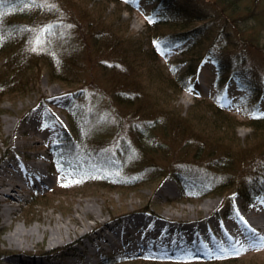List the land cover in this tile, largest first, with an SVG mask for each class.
I'll return each instance as SVG.
<instances>
[{
  "label": "rangeland",
  "instance_id": "obj_1",
  "mask_svg": "<svg viewBox=\"0 0 264 264\" xmlns=\"http://www.w3.org/2000/svg\"><path fill=\"white\" fill-rule=\"evenodd\" d=\"M10 1L13 0L5 2ZM43 1L46 7L52 8L54 14L58 13L57 20H50L47 14L39 11L34 17L37 20L35 29H32L27 21L21 25L20 37L26 35L31 40L23 41L21 47L26 46L30 53L35 54L50 47L54 58L56 54L64 60L67 58L64 69L59 68L60 71H65L63 74L66 78L53 76L48 67H43L40 59L28 63L20 75L8 76L9 87L0 88V169L9 162L14 173L7 179L15 184L19 182L16 180L19 171L29 172L22 175L26 181L39 171L33 164H40V169L46 170L54 178L55 187L33 196L29 189L23 186L13 192L23 195L19 200L6 195L5 202L14 204L10 216L4 210L7 204L3 205L0 200V264H84L85 260L77 256L81 245L85 246L93 237L109 231V228L117 223L116 216L120 214H125L127 221L138 220V226L152 220L167 223L169 226L165 230L168 235L156 237L153 234L137 232L131 239L145 242L148 248H141L142 252L133 256L128 254L136 252L123 251L118 257H130L117 260V257L111 256V259L107 258L101 264H264V245L240 251L233 257L226 255L217 258H212L214 254L205 250H198L203 256L197 257L198 252L190 248L191 246L188 253L172 255L156 254L153 249L155 245L168 246L185 239L189 241L188 231L176 227H185L190 223L205 220L212 224V227H207L206 230L212 228L215 232L210 235V242L221 241L227 235H237L241 243H245L242 239L246 235L264 238V224L255 220L264 213V192L254 201L252 197L245 199L240 192L235 191L238 182L230 177H223L218 170L204 168V163L210 160L212 154L222 153L223 148L229 145L227 151L234 161L232 169L237 171L241 160H249L253 156L251 151L247 153V150L264 146L257 143L253 137V129L244 123L249 120L250 114L264 113L263 96H248L247 91L238 83V78L243 76L244 71H237L228 83L222 85L221 77L218 71L216 72L217 65L206 63L194 79V82L197 81L200 85L204 97L197 98L192 90L175 91L177 87H181L177 79L180 69L177 47L170 46L172 48L156 54L159 63L147 56L150 39L146 35L145 12L148 9L135 6L137 9L134 11H122L125 2L118 6L108 4L105 0ZM141 1L148 8H152L159 0ZM178 1L200 18L192 24V28L210 21L217 33L224 25L225 30L234 34L231 23L228 25L226 19H218V15L222 13H218L213 0ZM263 12L255 11L253 16L258 17ZM101 15L106 16L107 23L101 22ZM254 22L255 20L251 19L247 22L248 25L242 26L250 30ZM95 23L98 24L95 26L107 27L106 35L100 40L91 27ZM49 25L54 27L52 34L44 32L49 35L47 39L39 30ZM259 30L263 35L264 25H257L253 32L259 33ZM37 36L43 40L41 45L36 44ZM118 38L124 40L122 48L118 47ZM113 42L116 44L112 46ZM211 44L213 41L207 40L203 45H199L195 56L198 57L205 49L211 47ZM140 46V50H135ZM248 46L247 54L229 49L224 51L225 57L250 68L263 80L264 38L260 46ZM122 49L128 51L124 58L120 57ZM214 51V58H219L223 53L222 48L218 47L214 48ZM135 53L140 62H137ZM1 55L0 73L5 76L13 67L9 64L6 66L5 57L8 56ZM119 59L127 65V71H115L114 67L102 64L105 60L111 66ZM127 75L130 80L134 79V85L129 86L130 89L134 88L131 90L135 97L126 104L119 105L115 97L118 79ZM169 78H173L177 83L175 89H169ZM5 79L2 78L0 84H3ZM262 88L264 90V86ZM200 99H204L206 103L195 105ZM220 99L228 103L230 109L227 113L236 116L242 123L234 126L235 140L230 144L222 142L217 147L218 152H211L212 137L209 138L208 133L214 131V135H219L216 129H225L223 124L229 122L217 119V125H214L209 118L210 112L204 106L207 102L212 103ZM31 111V116L35 113L36 117L33 122L31 119L28 123V120L24 119ZM69 112L77 115L83 123L84 127L79 134L72 131ZM122 118L125 121L132 118H145L158 123L161 121L157 123L159 127L154 129L155 136L161 144L168 145L162 148V151L166 149L168 155L160 157L154 152L151 153V160L156 159V163L165 169L169 168L170 161H184V164L188 165L186 177L194 181L190 190L182 191L176 178L161 176L160 169L149 181L133 186L111 188V185L97 182L104 176H124L126 170L117 165H110L113 160L106 162L109 157L115 158L110 152L107 153L109 157L101 159L102 165L91 162L83 150L72 149L73 139L80 146L106 142L110 147H115L119 144L115 138L121 134L118 128L119 119ZM70 130L72 133L68 135ZM127 132L128 129L124 135L130 138ZM125 156L127 160H136L135 153ZM239 171H242V168ZM222 182H226L223 188L218 189L222 193L209 191ZM81 212L85 225H81L77 218ZM87 226L89 228L85 234L79 232ZM158 242L162 244H156ZM102 244L107 247L102 253L108 254L117 250V244ZM211 245L208 246L212 251ZM220 249L221 247L216 250ZM55 252L58 253L52 255ZM28 256L34 258H27ZM208 256H211L212 260L208 259ZM200 258L209 261H199Z\"/></svg>",
  "mask_w": 264,
  "mask_h": 264
},
{
  "label": "trees",
  "instance_id": "obj_2",
  "mask_svg": "<svg viewBox=\"0 0 264 264\" xmlns=\"http://www.w3.org/2000/svg\"><path fill=\"white\" fill-rule=\"evenodd\" d=\"M5 1L8 0H0V54L1 57L6 58V66L9 64L13 68L11 72L6 73L5 76H2L0 73V81L2 78H6L3 81V84H0L1 87H9L7 78L11 75H20L27 66L28 63L33 62L35 60H41L43 67H48L50 73L57 77L65 79L64 76L65 71H60L59 68L64 69V65L66 59L60 58L58 54L54 58L53 53H51L50 47L47 50H43L37 54L27 50L26 46H22L23 41H31L29 38L25 36L20 37L19 32L22 29L21 25H23L26 21L31 25L32 29H35L37 25V20L35 15L39 13L47 14L50 20H57L56 17L58 13L54 14L52 8L46 7L44 5L43 0H38V3H43V7L41 6H33L28 0H13L9 3ZM108 4H115L118 6L123 5L124 0H105ZM56 2H61L60 0H56ZM214 6L218 9V13L222 15H218V19H226L229 23L233 25V32H228L225 30V26L222 25L218 33L214 30L213 25L210 23H205L203 25L197 26L192 28V24L198 19H200L194 11H191L188 7L183 6L179 3L178 0H159L156 8L154 9L153 14L148 15L146 17V35L150 39V47L147 50V56L151 58L154 62H158L157 60V52L158 49L161 47V42L164 41H172V40H179L183 42V49L182 55L184 59L182 61H190L188 67V73H191V69L194 67L195 63H199V61L204 58L208 57V55H212L214 48H222V55L219 57V65L221 70V75L224 76L226 73H230L235 71H244L242 74V81L245 84L253 96L264 93L262 82L257 75L254 74L253 70L248 67H244L242 64L234 63L232 60L226 59L224 51L233 49L237 51H241L242 54H247L249 51L248 45H256L260 46L262 40L264 38L263 35L254 31L257 25L261 24L264 25V12L262 15L258 17H254L253 14L255 11L261 10L264 11V0H213ZM34 7L36 9H34ZM61 9H63L62 4L60 3ZM121 8V7H120ZM136 7L133 5L126 3L122 6L121 10H130L134 11ZM104 15L99 16L102 23H107L105 21ZM215 17V15H214ZM32 18V20L30 19ZM254 19L255 22L252 24L251 29H245L243 24L248 25V21ZM217 21V19H214ZM98 24H94L91 26L93 33L96 36H99V40L102 38L103 35L107 33V27L105 25L95 26ZM90 29V28H89ZM236 34V35H235ZM91 36V35H90ZM20 37V38H19ZM44 37L49 39V35L44 33ZM118 47H123L124 40L118 38ZM207 40L213 41L212 46L205 49L202 54L196 57L197 48L199 45H203ZM96 41V40H94ZM199 41V42H198ZM115 42L111 45L113 46ZM97 44L98 41H97ZM116 44V43H115ZM135 45V44H134ZM132 48V47H131ZM142 46L135 50H140ZM53 51V50H52ZM128 51L122 49V53H120V57H126ZM135 52V51H134ZM135 57L137 62L140 60L137 58L135 53ZM106 67H114V70L120 71H127V65L122 62L120 59L118 62H115L113 65L109 66L108 63L104 60L102 63ZM102 65V66H103ZM137 68L140 69L139 65ZM162 71V66H161ZM169 73V72H168ZM189 74L184 73L181 79L184 83L187 82L186 76ZM60 75V76H59ZM63 76V77H61ZM166 76V75H165ZM14 78V77H12ZM178 79V78H177ZM134 81V79H132ZM130 80L129 75L126 77H121L118 79L117 90L115 91L116 95V102L119 105H124L126 102L133 100L135 94L133 93L134 88L130 89L129 84H133L134 82ZM2 83V82H0ZM134 85V84H133ZM169 89H175L177 83L172 78L168 79ZM181 87L176 88L175 91H182L185 89L184 84L180 82ZM174 87V88H172ZM135 89L137 87L135 86ZM13 90V89H12ZM198 98V97H197ZM206 103L204 99H200L196 101L195 105L197 104ZM202 106V105H201ZM199 107V106H198ZM207 108V111L210 112L209 118L212 119V123L217 125V119L221 121L227 120L229 123L223 124L224 128L219 127L218 133L215 137L214 131L211 132L209 138L212 137V142L210 143L211 152H218L217 147L223 142L230 144L231 141L236 139V128L234 126H238L241 124L236 118V116L230 115V113L222 109V107L217 102H207L204 106ZM197 108V107H196ZM82 112V111H81ZM84 115L83 113H80ZM69 120L71 122L72 131L75 134H79L80 130L82 129L83 123L78 119L77 115L68 113ZM143 117H147L142 115ZM161 121H159L160 123ZM158 122H154V120H148L145 118L141 119H129L125 121L123 118L119 119V131L121 132L120 136H116L115 140H118L119 144L115 147H110L109 144L106 142H98L94 145L89 144H82V146L78 145L75 140L73 139V150L78 151L81 149L84 151V154L91 160V162L96 163L97 165H102L103 162L101 159L107 156V153L110 152L115 158H107L106 162H110L113 160V163L110 165H117L120 168L126 170V175H117L116 177H106L99 178L97 182L105 185H111V188L116 186H133L143 181H149L150 177L156 174V171L160 169L161 176H172L176 178L180 183L186 185L188 188H191L194 185V181L190 180L189 178L183 176L182 170L184 167V161L181 164V161H176L172 163L170 161V166L168 169H165L158 164L156 159L153 161L151 153H157L160 157H164L168 155L166 149L162 151V148L168 147V145L161 144L160 141L157 140L155 136L154 129L159 127L157 125ZM158 123V124H159ZM247 126L253 129L254 135L253 137L256 139L257 143L264 144V117L261 116H250L249 120L244 122ZM128 126V128H127ZM218 127V126H217ZM128 129V136H125V132ZM221 130V131H220ZM72 131L70 130L68 135H71ZM157 131L159 129L157 128ZM215 131V133H216ZM186 132V130H185ZM85 136V134H84ZM84 136L82 138H84ZM214 140V141H213ZM229 145H226L223 148V152L219 154H212L210 160L205 162V167L209 170H218L223 177L227 176L228 179L230 177L231 180L238 182V186H236L235 191L240 192L242 197L245 199H249L252 197L254 200L259 194L264 192V146L256 148V149H249L246 152L248 153L251 151L252 157L249 160H241L240 161V168L242 171H234L232 169L234 161L231 159L232 156L228 153ZM219 149V148H218ZM115 150V151H114ZM170 150V149H168ZM257 151V152H255ZM131 153L136 154V160L131 161L127 160L125 155H129ZM151 160V161H149ZM82 163V162H81ZM109 165V166H110ZM158 165V168H157ZM158 173V174H159ZM157 174V175H158ZM178 177V178H177ZM226 184V182H222L211 188L209 191H216L222 193L221 189ZM235 184V183H234ZM250 200V201H252ZM123 214H120L116 217H120Z\"/></svg>",
  "mask_w": 264,
  "mask_h": 264
},
{
  "label": "bare ground",
  "instance_id": "obj_3",
  "mask_svg": "<svg viewBox=\"0 0 264 264\" xmlns=\"http://www.w3.org/2000/svg\"><path fill=\"white\" fill-rule=\"evenodd\" d=\"M124 1H126L125 3H129V4L133 5L134 7L135 6H141V3H140L139 0H124ZM135 9H137V8H135ZM182 163H183V161L181 160V164ZM33 165H34V167H35L36 170H39L37 172V174H35V175H38L40 172H42V169H40V164H37V165L33 164ZM187 169H188V165H185L184 164V167H183V170H182V174L185 177H186V171H187ZM13 173H14L13 170H11V168L10 167H7V166H4V168L0 169V196H2V197H0V200L3 203V205H4V203H6L5 201L7 200V197H5L6 195H9L14 200H19V199L23 198V195H21L19 193L14 194L13 192L18 191L19 190L18 188H21V187L25 186L23 184V181H25V180H23L22 175L24 173L25 174H29V172L26 171V172L23 173L22 171H19L17 173V178H16V180H19V182H15V184L12 183V182H8V179H7L9 177V175H12ZM185 189L186 190L187 189L190 190V188H188V187L186 188V185H185ZM42 190H44V189H42ZM13 207H14L13 202H10L9 204H7V206L4 209V210H6L7 215L9 214V216H10L12 214V211L14 209ZM86 212H88V211L86 210ZM82 213L83 212H81L80 215L77 216V218L81 222V225H85L86 223L84 221H82V219H83V216L81 215ZM255 220L260 221L262 224H264V213L261 216L256 217ZM88 228L89 227L87 226V227L84 228L85 230L82 229L79 232L82 233V234H85L87 232ZM109 230L112 231V232H115L116 231V228L114 229V227H111V228H109ZM104 232L107 233V231H104ZM107 234L109 236H111V233L108 232ZM70 238H68V239H70ZM230 240H234V239L231 238ZM154 247H159V246L155 245Z\"/></svg>",
  "mask_w": 264,
  "mask_h": 264
},
{
  "label": "snow or ice",
  "instance_id": "obj_4",
  "mask_svg": "<svg viewBox=\"0 0 264 264\" xmlns=\"http://www.w3.org/2000/svg\"><path fill=\"white\" fill-rule=\"evenodd\" d=\"M29 3H31L33 6H41L43 7V3H38V0H28ZM54 27V25H49V26H45L44 28L40 29L39 32L41 34H43L44 32H48L49 34H52V28ZM43 43V40L41 39L40 36H37L36 39V44L37 45H41ZM34 51L36 50L35 48L33 49ZM262 115H264V113H262ZM237 250V254H238Z\"/></svg>",
  "mask_w": 264,
  "mask_h": 264
}]
</instances>
